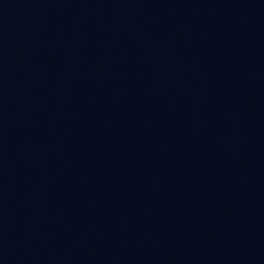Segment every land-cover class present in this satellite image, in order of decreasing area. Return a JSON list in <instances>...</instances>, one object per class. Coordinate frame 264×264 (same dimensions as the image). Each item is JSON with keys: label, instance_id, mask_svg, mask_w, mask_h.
<instances>
[{"label": "water", "instance_id": "95a60500", "mask_svg": "<svg viewBox=\"0 0 264 264\" xmlns=\"http://www.w3.org/2000/svg\"><path fill=\"white\" fill-rule=\"evenodd\" d=\"M37 264H264V0H102Z\"/></svg>", "mask_w": 264, "mask_h": 264}]
</instances>
